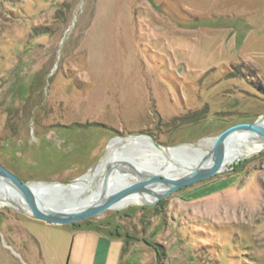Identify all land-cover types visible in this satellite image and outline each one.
<instances>
[{
	"label": "rangeland",
	"instance_id": "374dc122",
	"mask_svg": "<svg viewBox=\"0 0 264 264\" xmlns=\"http://www.w3.org/2000/svg\"><path fill=\"white\" fill-rule=\"evenodd\" d=\"M262 115L264 0H0V165L23 182L66 184L115 139L195 146ZM87 221L126 239L122 264H264V149ZM73 239L0 207V264H68Z\"/></svg>",
	"mask_w": 264,
	"mask_h": 264
},
{
	"label": "water",
	"instance_id": "95a60500",
	"mask_svg": "<svg viewBox=\"0 0 264 264\" xmlns=\"http://www.w3.org/2000/svg\"><path fill=\"white\" fill-rule=\"evenodd\" d=\"M263 117L264 115L254 122H238L220 132L214 138V143L207 156L201 158L194 170L186 175L167 177L156 173L139 171L131 164L126 163L127 166L133 169L135 179L109 192L108 182L117 164H108L102 173L100 193L95 199L89 201L82 189L76 190L75 187H72L82 175L66 184L43 183L41 184V191L35 192L30 183L21 181L14 173L0 165V190L9 195L8 191L10 189L15 192L23 201L25 208H12L34 220L60 226L81 223L106 211L113 210L117 204L130 196L145 191L150 185L157 184L165 188L162 193L156 196V200H159L173 192L222 173L226 164V143L228 138L236 132L243 131L253 133L264 141V126L258 122ZM136 136H145L152 141L151 145L153 148L157 150L163 149L148 134L134 135V137ZM189 144L194 145L193 143ZM262 149L264 147L260 150ZM208 157L212 158L213 162L209 166H204V162ZM67 186H70V188H67ZM7 187L10 189L8 190Z\"/></svg>",
	"mask_w": 264,
	"mask_h": 264
},
{
	"label": "bare ground",
	"instance_id": "6f19581e",
	"mask_svg": "<svg viewBox=\"0 0 264 264\" xmlns=\"http://www.w3.org/2000/svg\"><path fill=\"white\" fill-rule=\"evenodd\" d=\"M258 122L262 126H264V118H262ZM213 143L214 139H203L199 141L195 146H178L177 148H163L162 150H157L153 147H149V145L152 144V141L150 142L149 139L145 136H139L137 138H134L132 141H129V139H115L110 143L109 149L106 154L104 151L103 155L99 159L98 163L94 166V168L82 175L77 183L73 184L72 187H75L76 190L82 189L85 192V197L89 198V201L95 199L101 191L102 173L105 166H107L108 164H117V167L113 171V174L111 175V178L108 182L109 192L116 190L120 186L133 181L135 179L133 169H131V167L129 166H123L118 163L119 160H115L114 154L117 147H125V150L127 151H135L137 157L143 155L144 153L150 154L149 161L156 164L161 163L162 166H165L169 170V172L166 173L165 176L173 177L177 174H181L179 176L186 175L194 170V168L198 165L200 159L207 156L208 154V152H203L202 150L208 147L211 148ZM142 145H145V147L141 148ZM263 147L264 141L253 133L243 131L234 133L228 138L226 143V164L223 168V171L229 164H231L235 160L243 158L244 156L246 157L248 155H251ZM181 151H186L189 154L192 153L193 156H198L199 158L195 159L194 163H192L191 165L189 164L190 166L187 165V168L185 167V169L182 170L178 168V166L173 165V160L177 159L176 156ZM212 162L213 159L208 157L204 162V166H209ZM129 164L134 166L139 171L148 172V170H146V167H143L145 164L144 161L142 162L135 159ZM30 186L35 192H39L42 189L41 184H30ZM67 188H70V186H67ZM9 189L10 188H8V190ZM164 190L165 188L161 185H150L146 188L145 191L139 192L123 200L122 202L117 204L114 209L125 203H135L138 205L147 203L150 204L154 202L156 200V196L162 193ZM8 192L10 193V195L0 190V207L7 205L9 207L25 208L23 201L15 192H13L11 189Z\"/></svg>",
	"mask_w": 264,
	"mask_h": 264
},
{
	"label": "crops",
	"instance_id": "0c3cea01",
	"mask_svg": "<svg viewBox=\"0 0 264 264\" xmlns=\"http://www.w3.org/2000/svg\"><path fill=\"white\" fill-rule=\"evenodd\" d=\"M46 225L52 226L47 223ZM69 226L73 229L74 239L70 248L68 264H71L73 258L75 264H122L127 242L118 231L104 232ZM69 226L55 225L62 229Z\"/></svg>",
	"mask_w": 264,
	"mask_h": 264
},
{
	"label": "trees",
	"instance_id": "16d2710c",
	"mask_svg": "<svg viewBox=\"0 0 264 264\" xmlns=\"http://www.w3.org/2000/svg\"><path fill=\"white\" fill-rule=\"evenodd\" d=\"M72 226H74L76 228H87V229L99 230L95 226L91 225V223L89 221H87V222L83 221L81 223L72 224Z\"/></svg>",
	"mask_w": 264,
	"mask_h": 264
}]
</instances>
